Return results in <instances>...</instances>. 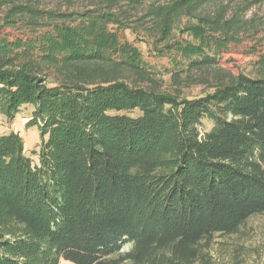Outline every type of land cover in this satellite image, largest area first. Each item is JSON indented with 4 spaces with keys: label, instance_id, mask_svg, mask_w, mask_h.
<instances>
[{
    "label": "trees",
    "instance_id": "obj_1",
    "mask_svg": "<svg viewBox=\"0 0 264 264\" xmlns=\"http://www.w3.org/2000/svg\"><path fill=\"white\" fill-rule=\"evenodd\" d=\"M55 1L0 0V25L25 36L0 40V114L31 107L42 138L34 161L0 135V264H218L213 237L264 215V56L256 77L219 67L241 10ZM137 31L170 70L145 63ZM209 79L214 92L181 97Z\"/></svg>",
    "mask_w": 264,
    "mask_h": 264
},
{
    "label": "rangeland",
    "instance_id": "obj_2",
    "mask_svg": "<svg viewBox=\"0 0 264 264\" xmlns=\"http://www.w3.org/2000/svg\"><path fill=\"white\" fill-rule=\"evenodd\" d=\"M151 2L156 0H144ZM75 8H82L87 5V0H73ZM48 8H52L56 3L55 0H44ZM220 3H227L228 16L234 12H239L244 25L237 33V43L229 45V49L222 53L219 58L220 75L225 73L233 76L256 77V64L260 57L264 56V0H215L213 6H209L207 11H212ZM65 9V6H62ZM243 9V10H242ZM194 23L188 18H182L178 28L189 26ZM19 28H9L0 25V40L6 39L13 41L23 36ZM29 34V33H27ZM176 36L179 33L175 31ZM125 38L134 43L142 54L145 63L154 71L170 70L172 65L167 56H156L150 48L151 41L146 38L140 31L131 34L125 32ZM211 82L203 85H196L186 88L182 91L183 98L187 100L198 99L214 89L209 88L215 84ZM164 85H169L168 74L163 75ZM32 108L24 106L14 119L8 120L0 114V135L14 132L20 135L24 143L25 154L37 161V156L33 155L37 151L41 136L37 127H26L30 120ZM209 122H204V128L208 129ZM129 250V245H125L123 252ZM209 254L218 264H264V215H256L247 220L240 228L239 232L234 235H215L208 247ZM60 264H71L67 261H61ZM127 264V263H126Z\"/></svg>",
    "mask_w": 264,
    "mask_h": 264
}]
</instances>
